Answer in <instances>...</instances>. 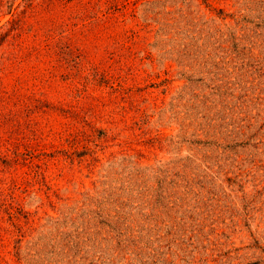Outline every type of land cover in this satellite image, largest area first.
I'll list each match as a JSON object with an SVG mask.
<instances>
[{
    "label": "rangeland",
    "instance_id": "obj_1",
    "mask_svg": "<svg viewBox=\"0 0 264 264\" xmlns=\"http://www.w3.org/2000/svg\"><path fill=\"white\" fill-rule=\"evenodd\" d=\"M0 264H264V0H0Z\"/></svg>",
    "mask_w": 264,
    "mask_h": 264
}]
</instances>
